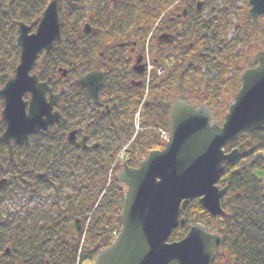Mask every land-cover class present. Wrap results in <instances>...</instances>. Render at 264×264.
<instances>
[{"label": "trees", "instance_id": "trees-1", "mask_svg": "<svg viewBox=\"0 0 264 264\" xmlns=\"http://www.w3.org/2000/svg\"><path fill=\"white\" fill-rule=\"evenodd\" d=\"M130 1L133 3L135 0ZM186 1L142 0V5L120 9L114 29L105 34L97 45L90 43L89 50L98 56L103 45L121 41L123 36H134L144 47L160 30V25H156L160 16L174 3H177L178 9ZM217 1L205 0V8L200 13L195 5L186 16L178 17L175 24L162 23L164 31L175 35L173 43H156L153 47H147L156 64H165L170 59L174 63L165 75L151 79L146 100L140 110L142 130L137 134L133 122L142 101L143 86L131 96L124 97L122 92L124 84L137 79L131 71L132 59L119 66L114 64L101 89L99 107L116 104L110 115H105L106 119L99 116L98 107L91 106L84 91L67 89L73 73L62 79L65 83L62 82L59 87H55L52 82L59 77L60 68L69 66L70 61L77 58V48L74 46L70 49V41H65L63 46L56 44L45 56L46 61L40 60L35 73L40 81L47 82L55 93H60L58 109L61 121L49 131L32 137L26 146L15 147L11 160L2 158L6 156L7 149L0 143V159L4 176L8 179V184L0 189V196L13 181L29 185L39 174L43 177L38 189L56 187L64 178L81 177L84 178L81 185L83 189L87 190L88 185H97L98 193L96 198L81 195L79 200L74 196L72 202L66 203L61 210L62 217H50L41 213V210H28L18 218L3 214L0 209V264H81L93 261L97 253L114 241L120 229L119 216L123 199L122 190L115 181V173L121 168L120 164L116 165L111 181L103 192L107 173L119 152L128 145V153H125L128 165L137 167L150 151L161 149L158 131L167 130L169 107L178 99L194 106L203 103L212 107L215 122H222L228 108L224 101L240 85L239 76L246 64L245 57L254 51L264 50V41H261L259 28H252L247 18L248 0ZM240 1L242 7L237 5ZM42 3L38 0L36 5ZM39 16L38 8L31 0H12L8 13L2 10L0 88L13 75L18 64L19 50L15 46L17 22L36 25ZM233 19L237 23L234 24ZM165 20L166 15L161 21ZM65 21H68L67 17H61L63 24H66ZM64 27L70 28V32H77L74 31L76 25L68 24ZM231 30L234 36L229 39L228 33ZM249 45L254 51L250 49L244 56L241 48ZM200 51L207 53L202 56ZM84 121H89V133L92 135L90 143L98 139L104 141L103 155H99L101 153L97 152L98 149L78 151L67 143V134L77 128L82 131ZM96 124L102 125V132L96 131ZM3 131L4 124L0 119V136ZM232 148L239 150L238 159L225 166L217 182L219 187L228 186L222 199L224 214L216 219L211 218L202 209L199 200H192L182 214L184 226L174 230L168 242L181 240L190 225L201 223L208 231L216 230L221 238L220 255L212 264H264V181L251 174L255 169L264 168V132L256 131L246 135L242 140L227 146L226 151ZM246 163L252 165L239 174L234 172ZM77 165L82 169L81 172L72 171ZM38 189L33 194L37 195ZM6 197L2 196L1 200ZM93 204H96L94 209ZM87 206L88 212L84 211ZM71 211L80 216L75 219H82L86 223L84 238L68 239L73 223L64 215Z\"/></svg>", "mask_w": 264, "mask_h": 264}, {"label": "water", "instance_id": "water-1", "mask_svg": "<svg viewBox=\"0 0 264 264\" xmlns=\"http://www.w3.org/2000/svg\"><path fill=\"white\" fill-rule=\"evenodd\" d=\"M247 5L250 24L254 28L260 25L264 40V0H248ZM19 27V63L13 77L0 90V115L5 125L0 142L7 146L9 157L13 145H27L31 136L46 131L60 119L59 113L53 111L58 96L31 73L39 54L48 53L55 41L62 42L57 2L47 6L34 33L29 34L23 24ZM165 38L172 41V37ZM246 61L254 67L241 74L240 88L222 125L213 123L214 113L206 105L193 107L176 100L169 109V137L164 148L150 152L137 168L123 163L115 176L123 194L120 232L109 247L96 255L94 264H212L220 255L219 234L208 232L200 223L191 225L182 240L170 243L168 239L174 229L183 226L180 214L190 200L198 199L212 218L224 213L221 200L227 186L219 188L216 183L224 166L238 156L237 149L226 154L224 148L246 134L264 131V51H257ZM139 63L140 59L136 60L133 71L141 75ZM103 81L104 73L91 72L71 86L85 89L92 104L97 105ZM25 94L30 95L28 102L23 99ZM76 133H69L67 141L79 147L86 139L77 144ZM253 175L264 179V171ZM6 182L0 180V189ZM82 226V221L76 220L69 230V239L82 234Z\"/></svg>", "mask_w": 264, "mask_h": 264}, {"label": "flooded vegetation", "instance_id": "flooded-vegetation-1", "mask_svg": "<svg viewBox=\"0 0 264 264\" xmlns=\"http://www.w3.org/2000/svg\"><path fill=\"white\" fill-rule=\"evenodd\" d=\"M8 1V2H6ZM12 0H0V24L2 19V10L4 9L8 13V6L10 5ZM57 2V14L58 21L60 24V36L62 39V44L60 46L65 45V41H67L66 34L69 35L70 41V49L74 46L77 48V58L72 59L69 63V66L65 67L68 71V75L70 73H75L76 78L84 76L85 74L91 71H98L104 73V84L108 77V73L111 70V67L115 64L119 66L121 63L126 62V60L132 59V65L136 62V60L140 59V65L142 64L143 58V49L139 46L138 41H136L135 37H121V41L116 43H111L109 45L105 44L101 47L98 52V56L93 55V53L89 50V45L92 43L93 45H97L100 42L105 34H108L115 26V20L119 17V10L128 7H135L137 5H142V0H135L131 3L130 0H54ZM38 0H31L33 5H36ZM50 2V0H49ZM46 4V6L49 4ZM202 5L198 6V11L201 12L202 6H204L205 0L201 1ZM2 6V7H1ZM45 6V7H46ZM177 4L174 3L171 5L167 11L162 14L159 23L160 25V34L156 36L157 39L165 40V38L159 37L164 34H170L167 31H164L162 28V23L164 24H175L178 17V9L176 8ZM188 6L184 8V12L182 16H186L188 13ZM3 8V9H2ZM199 13V12H198ZM166 15V20L162 22L163 16ZM42 17V14L39 16L36 25H27L25 22H17L16 26V38L17 40L20 32V24L29 28V34H32L36 30V26ZM61 17H67L68 21H65L66 24L61 22ZM117 21V20H116ZM76 25V33L70 32V28L64 27L65 25ZM35 26V27H34ZM64 27V28H63ZM66 29V32H65ZM67 35V36H68ZM173 35V34H172ZM175 38V35H173ZM159 37V38H158ZM67 43V42H66ZM56 44H54L55 46ZM53 46V47H54ZM143 66H141L142 68ZM91 70V71H90ZM143 70V68H142ZM103 84V86H104ZM102 86V87H103ZM142 88V80L140 78L130 80L128 83L124 84L123 96L127 97L131 96L135 93V91H139ZM102 89V88H101ZM65 90V89H62ZM79 91H84L80 89ZM86 93V92H85ZM58 102L56 109H58ZM112 107L109 105V109L107 114L110 115L112 111ZM101 114V112H100ZM53 126L50 127V129ZM49 129V130H50ZM78 129V128H77ZM87 131L84 134L80 129H78L77 140L83 136L87 137L85 142V149H78V151H88L92 146H90V138L92 135L89 133V126L85 128ZM92 145V144H91ZM252 163H246L244 166L240 168V170H244L249 168ZM262 170V169H259ZM256 171V169H255ZM254 172V171H253ZM252 172V173H253ZM251 173V174H252ZM253 176V174H252Z\"/></svg>", "mask_w": 264, "mask_h": 264}, {"label": "rangeland", "instance_id": "rangeland-1", "mask_svg": "<svg viewBox=\"0 0 264 264\" xmlns=\"http://www.w3.org/2000/svg\"><path fill=\"white\" fill-rule=\"evenodd\" d=\"M40 1L43 2V3L41 5H35V6H37L38 12L41 15L42 12L45 9V5L49 2V0H40ZM198 1H203V0H195L194 4H193L194 6L191 5L193 0H187L186 2H184V4L181 7L178 8V17L179 18L181 17V15L184 12L183 10H184V8L186 6H188L187 7L188 10H191V9H193L195 7V3L198 2ZM6 2H8V1H6ZM220 4L221 3H219V5ZM237 5H238V7H242L243 6L242 5V1H240ZM204 8H205V6H202L203 10H204ZM207 11L209 13L210 10L207 8ZM232 22L235 24V23H237V20L233 19ZM65 32H66V29H65ZM160 33H161L160 31H156V34H154L151 37V42L150 41L146 42L144 44V47L141 46L140 42H139V46H141V48L143 47L145 55L149 54V52L147 51V47H150V45L153 47V44L154 45L156 44L155 37L158 34H160ZM67 35H68V33L66 34V38L68 40L69 39V35L68 36ZM233 36H234V32L231 30L228 33V38L230 39ZM250 49H252V46H250V45L241 48L242 52L244 53V56H246L247 53H249ZM13 50L14 49L12 48L11 51H13ZM200 53H201L202 56H205L207 52L206 51H200ZM144 54L142 53V55H144ZM6 55L9 56V54L7 52H6ZM47 55H43L42 54L40 56L38 64L40 63V60L41 61L44 60V62H45L46 59H47L45 56H47ZM153 58L154 57H151V55H149V59L150 60L153 59ZM168 63H169V65L172 66L174 62L172 61V62H168ZM75 76H76L75 73L71 75L72 78H74ZM52 82L54 83L55 87H59L62 82L65 83L60 76L59 77L57 76L55 79H53ZM229 101L230 100H228V98H227V100L224 101V103L229 105L231 103ZM222 104L223 103L221 102L220 106H222ZM0 106L2 107V101L1 100H0ZM101 109H103V106H101ZM97 113L99 114L100 117H104V115L103 116L100 115V109L97 111ZM99 119H101V118H99ZM104 119H106V117ZM83 123L84 124L81 126V128H82V131L84 132L85 131V126H89V128H90V125H89V121H86V122L84 121ZM133 124H134V126L136 128L137 125H140V122H138V120L134 118ZM96 126H98V125L96 124ZM101 127H102V125H99L98 129L96 131L99 132V133L102 132L101 129H100ZM138 128H140V126H138ZM94 143H97V144L100 143V147L98 146L97 152L101 153L99 155H103L104 153H102V151H104V144H105L104 141L101 140V139L100 140L98 139V140H95ZM2 158L5 159V160H6V158H7V160H11L8 157L7 154H6V156H3ZM0 160H2V159H0ZM112 164H111V166H112ZM110 169H111V167H110ZM81 170L82 169L79 168V165H77V168L73 169L72 171L81 172ZM109 171L107 173L106 181H105V184H104L105 187H104L103 192L106 190L107 186L109 185V182L111 181V178H110L111 177V173ZM81 175H83V174H81ZM3 176H4V172H3L2 176L0 175V180L3 179ZM41 179L42 178H40V179H38L36 181L34 180L29 185H27V184H25L23 182H20L18 180L17 181H13V183L10 185V187L6 188L4 190V192H3V194H1V196H0V209L2 210V213L3 214L8 213L11 216L14 215L15 217H18V218L20 217L21 218L22 215L26 214L28 210L29 211H31V210H41L40 211L41 213H46L50 217L51 216L52 217H56V216L57 217H62L61 216V214H62L61 210L66 205V203L68 204L69 201L72 202L74 196H77L79 200L81 199V195H82V197L84 195H86L85 197H94V198L97 197L96 195L98 193V186L97 185H88L87 186V188H88L87 190L83 189V186H81V185L84 182V178H81V177H79V178H75V177L74 178L73 177L64 178L62 183L57 184V186L55 185L56 187L52 186V187H49V188H46V189H42V188L38 189L40 187V184H42L41 183ZM19 183H22V184L20 185ZM7 184H8V180H7V183L5 184V186ZM21 186H23V187H21ZM45 187H48V186H44V188ZM79 188H81L80 191L77 190ZM36 189H38V191H39L37 195L33 194V192ZM79 194H80V196H79ZM6 195H8V197H6ZM2 196H5L6 198L4 200H1ZM99 198H98V200H99ZM96 204H93L92 208L93 207L95 208ZM88 210H89V208L87 206L84 211L88 212ZM79 214H80V212H79ZM64 216L67 219H71V223H73V220L75 218L80 217V216H77V214L75 215V213L73 211H71V213H69L67 215L65 214Z\"/></svg>", "mask_w": 264, "mask_h": 264}, {"label": "built area", "instance_id": "built-area-1", "mask_svg": "<svg viewBox=\"0 0 264 264\" xmlns=\"http://www.w3.org/2000/svg\"><path fill=\"white\" fill-rule=\"evenodd\" d=\"M148 70H150V68Z\"/></svg>", "mask_w": 264, "mask_h": 264}]
</instances>
